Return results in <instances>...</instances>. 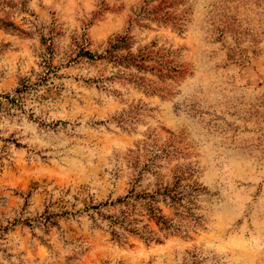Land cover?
Instances as JSON below:
<instances>
[{"label": "rangeland", "instance_id": "1", "mask_svg": "<svg viewBox=\"0 0 264 264\" xmlns=\"http://www.w3.org/2000/svg\"><path fill=\"white\" fill-rule=\"evenodd\" d=\"M0 264H264V0H0Z\"/></svg>", "mask_w": 264, "mask_h": 264}, {"label": "trees", "instance_id": "2", "mask_svg": "<svg viewBox=\"0 0 264 264\" xmlns=\"http://www.w3.org/2000/svg\"><path fill=\"white\" fill-rule=\"evenodd\" d=\"M127 41H128V38L125 36H119L112 40H109L107 46L105 47L103 52L99 55L91 53L87 49V47L84 44H82L78 48L79 51L77 52V57L79 58L85 57L88 60L108 59L110 62L118 63L119 65L121 63H126V62L127 63L131 62L133 64L140 62L141 58L132 57L130 54H127L125 56H123L122 54H117L119 50L127 48ZM44 65H47V66H44L46 69V73L42 76L41 80L48 81L50 78V74H52L53 71L50 68V65L47 64V62ZM138 66L136 65V67ZM19 92H22V90ZM5 98L8 100L10 104L14 103L16 100L15 98L13 99H9V97H5ZM134 198H135L134 200L137 199L136 196ZM140 198H143L144 200L146 198H150V202L152 203L155 200L154 198H152V196H145V197H140ZM146 206H147V210L149 211V219L153 220L156 225L158 226L161 225L162 228L169 229L171 225H169L168 221H166L163 218V216L160 214L161 213L160 210L152 207L150 203H147ZM106 218L108 219V227L110 229L109 233L113 238L119 239L120 236L122 235L118 233V231L116 230V227L121 228L122 230H125L132 234H139L138 232L139 229L132 226L133 224H136L138 220L130 219V214L128 213L121 212L119 216H107ZM142 229L147 230L145 231V233H148V234L152 233V231L148 230V225L143 226ZM146 239L150 240L151 237L147 236Z\"/></svg>", "mask_w": 264, "mask_h": 264}]
</instances>
